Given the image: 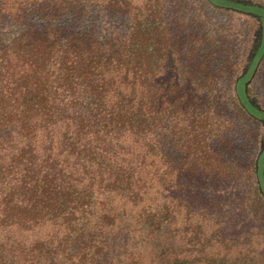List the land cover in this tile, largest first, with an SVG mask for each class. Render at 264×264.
Returning a JSON list of instances; mask_svg holds the SVG:
<instances>
[{
	"label": "trees",
	"instance_id": "1",
	"mask_svg": "<svg viewBox=\"0 0 264 264\" xmlns=\"http://www.w3.org/2000/svg\"><path fill=\"white\" fill-rule=\"evenodd\" d=\"M171 2L0 0V264L255 260L200 194L237 181L238 102L263 142L248 172L264 226V109L238 95L237 62L174 38ZM226 2L260 25L258 78L264 5Z\"/></svg>",
	"mask_w": 264,
	"mask_h": 264
},
{
	"label": "rangeland",
	"instance_id": "2",
	"mask_svg": "<svg viewBox=\"0 0 264 264\" xmlns=\"http://www.w3.org/2000/svg\"><path fill=\"white\" fill-rule=\"evenodd\" d=\"M214 1L218 5L206 3L204 0H172L163 12L169 16L174 38L189 40L191 45H195L196 53L201 50L200 56L209 54L221 57L222 61L219 62L217 70L228 72L235 68L234 63L237 62L238 95L244 99L249 90L251 99L264 109V67L263 74L258 78H254V74L252 76V70L247 74L254 55V45L261 38L260 25L252 16L229 9L227 2ZM241 1L264 5V0ZM225 77L223 74V81L220 82L223 90L227 85ZM235 123V133L230 139L237 138V151L223 152L224 157L234 162L237 167V181H208V189L200 195L209 202L223 199L221 203L224 221L237 223V227L232 225L237 228V260L242 250L244 252L240 258L249 250L254 253L255 260L252 264H260L257 259L260 254H264V226L262 214L258 211L259 204L254 196V178L250 179L248 168L251 161L262 152L263 142L259 141L256 126L241 118L238 102ZM239 262L241 261H237Z\"/></svg>",
	"mask_w": 264,
	"mask_h": 264
}]
</instances>
